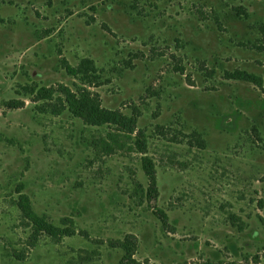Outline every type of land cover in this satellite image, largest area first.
<instances>
[{
  "label": "rangeland",
  "instance_id": "obj_1",
  "mask_svg": "<svg viewBox=\"0 0 264 264\" xmlns=\"http://www.w3.org/2000/svg\"><path fill=\"white\" fill-rule=\"evenodd\" d=\"M262 27L264 0H0V264H118L126 234L138 264H264ZM84 57L129 136L25 93L75 94L59 60ZM19 193L75 233L32 241Z\"/></svg>",
  "mask_w": 264,
  "mask_h": 264
},
{
  "label": "trees",
  "instance_id": "obj_2",
  "mask_svg": "<svg viewBox=\"0 0 264 264\" xmlns=\"http://www.w3.org/2000/svg\"><path fill=\"white\" fill-rule=\"evenodd\" d=\"M227 15L231 16L234 14L229 13ZM236 15H238V13H236ZM261 35L264 38V27L261 28ZM261 47H264V45ZM59 61L66 74L78 78L83 83V86L78 88L75 94L70 92L66 86L59 85L58 88L55 89V92L60 94H57L52 98V91L50 92L51 88L44 85H38L36 83L24 86L26 89L25 93L30 94L31 96L33 95L35 99L52 101L49 109L54 115H59L64 110H68L73 115L82 116L85 122L91 125L99 126L104 123L114 124L116 125L119 133H121L123 136H129V134H131V132L134 130L133 127L135 125L138 112L133 110L132 114L128 116L119 111L105 110L100 106L98 95L89 89V87L98 84L99 78L97 68L93 60L91 58L84 57L80 59L76 65H71L64 58H60ZM224 75L226 78L247 81L257 86H261L263 82V79L260 75L254 72L246 71L244 69L225 71ZM47 105L46 103L40 104L39 107L42 110H46ZM261 115L264 117V110L262 111ZM110 138L111 140H114L113 134L110 136ZM132 143L138 146L136 149L139 151L144 150L145 144L143 141L135 140ZM144 159L145 173L153 185L155 180L154 165L150 159ZM150 189H152L153 195L156 194V189L154 186H152ZM16 204L20 214L29 222L31 226L32 231L30 233V238L32 241L36 240L41 234H46L54 239H60L64 236H71L75 233L74 228L70 227L69 225H57L48 220L44 215L38 214L33 209L29 197L24 193L18 194ZM155 212L158 214L162 223H165L166 214L160 209H157ZM229 219L231 225L234 226L238 231L242 229V223H236L239 220L237 216L230 214ZM61 221H64V219ZM116 243V246H118L122 251L121 257L118 260V264H138L133 257L136 248V237L133 234H126Z\"/></svg>",
  "mask_w": 264,
  "mask_h": 264
}]
</instances>
